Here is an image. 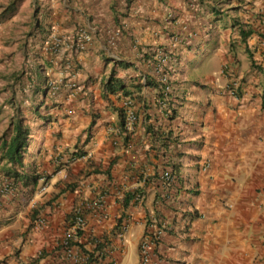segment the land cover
Returning a JSON list of instances; mask_svg holds the SVG:
<instances>
[{
	"label": "crops",
	"instance_id": "crops-1",
	"mask_svg": "<svg viewBox=\"0 0 264 264\" xmlns=\"http://www.w3.org/2000/svg\"><path fill=\"white\" fill-rule=\"evenodd\" d=\"M13 1L0 0V69L25 74L0 92V181L14 180L0 189V264H67L77 214L72 250L103 264H142L150 216L164 228L150 264H264V0ZM18 110L32 131L22 166L2 137Z\"/></svg>",
	"mask_w": 264,
	"mask_h": 264
},
{
	"label": "clouds",
	"instance_id": "clouds-1",
	"mask_svg": "<svg viewBox=\"0 0 264 264\" xmlns=\"http://www.w3.org/2000/svg\"><path fill=\"white\" fill-rule=\"evenodd\" d=\"M59 46L60 45V43L59 44H57V43H55V45L54 46ZM58 48V47H57ZM169 59V57H168V55H166L165 53H163L162 55H161V61L159 62L160 64H162V63H168V60ZM159 71H160V75L161 76H163V77H167L168 78V80H167V83L165 84V83H163L162 82V84H163V87L162 88H164V90L166 91V92H168L170 89H172L173 88V86H172V79H171V77H168L167 76V72L165 71V68H163V66L160 68H157ZM157 70H155V72H156ZM161 72H162V74H161ZM72 85H74L73 87V89L74 90H76V91H74V92H77L78 93V91H79V87L78 86H76L75 84H72ZM234 85H236V83H234L233 84V86ZM167 86H169L170 87V89H168L167 90ZM236 87L235 88H233V87H231V91H232V94H236ZM69 113H71L72 111L70 110V111H68ZM130 112H133L134 113V111L133 110H129L127 113H126V116H125V118H124V127H126V128H129V129H131L132 127H127V125H126V122H127V116H128V114L130 113ZM135 114V113H134ZM135 116H136V114H135ZM136 121H137V116H136ZM136 123V122H135ZM23 124H24V121H23ZM26 126H28V125H26ZM13 128H14V126H13ZM30 141V140H29ZM29 144L30 143H28V145H27V147H25V150L23 151V155L25 154V152L28 150V148H29ZM74 153H76V155H74ZM74 153H71V158L72 159H76V158H79V157H81V156H79V154H80V152L79 151H77V152H74ZM198 162H200L199 163V165L202 167V169H207L208 167H209V165H210V163H209V161H206V160H202L201 158H199L198 159ZM166 172H168L170 175V177L168 178V179H166L167 177L165 176V173ZM12 173H15V170L14 171H12ZM44 181L46 180V178L45 177H43L42 178ZM1 180V179H0ZM162 180H163V184H164V187L165 188H173L177 183H178V181H179V176H178V174L175 172V171H171L170 169H168V170H165L164 172H163V175H162ZM3 182H5V183H7V186H6V188L8 189V191H10V190H12L13 188H14V180H10V179H7V180H5V181H0V189L1 190H4L5 189V183H3ZM143 193H141L140 191H137V192H135L134 193V195H133V198H134V200L136 201V202H138V201H140V200H142L143 199ZM2 196H0V203L2 202V198H1ZM98 202V204H96ZM92 205V203L90 204V206ZM93 206H95L96 208H99V209H101L100 210V216H102V217H106V215H107V213H106V209H105V206H104V203H103V201H102V199H98L97 201H95V202H93ZM188 212H190V211H188ZM188 212H187V214H186V216H185V218H188L189 220H192V219H194L195 217H198V216H200V213L197 211V210H193V211H191V213H192V215H189L188 216ZM78 218L79 219H82L83 220V222H84V227L83 228H81V229H79V228H77V227H75L76 226V222H77V220H78ZM40 221H43V223H41ZM47 219L46 218H38V219H36V224L37 225H39V226H46L47 225ZM147 224H146V230H145V232H144V234H143V236L141 237V241H140V243H139V249H140V253H141V257H142V264H150L151 263V261H152V257H153V254H154V244H155V242L157 241V239H159L160 237H161V232L164 230V228H162L161 230H159V229H157V224H158V219H157V217H155V216H150V217H148L147 218V222H146ZM86 222H85V220H84V217H82V216H80L79 214H77L76 215V217H75V220H74V224L72 225V229L71 230H68L67 232H66V240H65V242H64V246H65V249H66V257H67V259H68V262H67V264H82V263H78V262H75V260H74V256H76V255H79V256H85V257H87L88 258V262H91L93 259H95V258H100L101 259V262H102V264H103V261H102V256L100 255V254H97V252H94V251H89V250H86L84 253H82V252H75V251H73L72 250V246H71V241H73V239L75 238V235H79V234H81L82 233V231H84L86 228ZM158 227H161V226H158ZM70 231H73V237L72 238H68L67 237V233L68 232H70ZM146 239H148V241H149V243H150V247H151V249H150V252H149V255H150V259H149V261H147V260H145L144 259V254H143V252H142V243H143V241L144 240H146ZM107 242V240L105 239V241H104V243H106ZM100 243H102L101 241H100ZM99 243V244H100ZM103 244V243H102ZM104 246L102 247V249H100V251L101 250H103V251H106L107 250V246H109L110 245V242H107V244H103ZM92 254V255H91ZM88 262H86V263H83V264H87Z\"/></svg>",
	"mask_w": 264,
	"mask_h": 264
},
{
	"label": "trees",
	"instance_id": "trees-1",
	"mask_svg": "<svg viewBox=\"0 0 264 264\" xmlns=\"http://www.w3.org/2000/svg\"><path fill=\"white\" fill-rule=\"evenodd\" d=\"M12 5L14 6V3L11 4V7ZM118 83H119V80L115 79L114 77H110L108 82L105 84V88L110 92H116V90L120 88V85ZM263 98H264V94H263ZM123 122H124V119H123ZM13 126L14 128L12 129V135L9 137V140L7 141V145H6L7 151H6L5 157L9 161H12L22 166L23 151L25 150V147H27L29 143V139L32 134V131H31V127L24 125L21 119L14 121ZM123 127H124V124H123ZM7 133H5L4 137H7ZM74 155H76V153H74ZM103 246L104 245L100 243L97 245V249L98 248L102 249Z\"/></svg>",
	"mask_w": 264,
	"mask_h": 264
},
{
	"label": "built area",
	"instance_id": "built-area-1",
	"mask_svg": "<svg viewBox=\"0 0 264 264\" xmlns=\"http://www.w3.org/2000/svg\"><path fill=\"white\" fill-rule=\"evenodd\" d=\"M81 33H82V36H80L78 38V42H76L75 44L80 46V48H83L84 44L87 41L91 40V34L89 32H87V31L83 30V29L81 30ZM60 41H61V39H57L56 43L59 44ZM167 80H168L167 77L161 76V81L163 83L166 84ZM168 89H170L169 86H167V90ZM135 122H136V116H135V114L133 112H130L128 114V116H127V122H126L127 127H132L135 124ZM169 175L170 174L168 172L165 173V176L167 177L166 179H168L170 177ZM96 204H98V202ZM40 222L43 223V221H40ZM75 227H77L79 229L83 228L84 227L83 220L78 218ZM73 234H74L73 231H70V232L67 233V237L70 239V238H72L74 236ZM150 246L151 245H150L148 239L144 240L143 243H142V246H141L142 247V252L144 254V259L147 260V261H149V259H150V255H149V252H150V249H151ZM74 260H75V262L82 263V264L88 262V258L87 257L79 256V255L74 256ZM87 264H102V262H101V259L98 257V258L93 259L91 262H88Z\"/></svg>",
	"mask_w": 264,
	"mask_h": 264
},
{
	"label": "rangeland",
	"instance_id": "rangeland-1",
	"mask_svg": "<svg viewBox=\"0 0 264 264\" xmlns=\"http://www.w3.org/2000/svg\"><path fill=\"white\" fill-rule=\"evenodd\" d=\"M20 2H21V0H14L13 1L14 6L18 5ZM43 3L45 4V8L47 9L48 4H46V3H48V0L44 1ZM40 6L41 5H39L38 2H33V8H35L37 10V12L40 11ZM24 74H25V71L22 70V68L20 69V68L15 67L14 72L9 71L8 73L6 72L5 69L1 68L0 69V92L9 93V94L14 95L15 92L18 90V89L15 90V85L18 83V79L23 77ZM167 76L171 77V79H172V74L167 73ZM71 86H72V88H74L73 87L74 85H71ZM26 110H28V108H26ZM21 115H24V113L22 111L18 110L17 114H15L14 120L16 121L18 119H21L22 121H24L25 119L23 120V117ZM24 125H25V121H24ZM9 126H10V129L7 133L8 138L12 135V129H13L12 120L9 121ZM2 137H4V136L2 135ZM122 264H130V263H129V261L126 260ZM131 264H132V262H131Z\"/></svg>",
	"mask_w": 264,
	"mask_h": 264
}]
</instances>
